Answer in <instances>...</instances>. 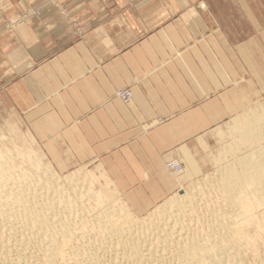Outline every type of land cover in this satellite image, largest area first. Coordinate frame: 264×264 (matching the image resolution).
Wrapping results in <instances>:
<instances>
[{
    "label": "crops",
    "instance_id": "0c3cea01",
    "mask_svg": "<svg viewBox=\"0 0 264 264\" xmlns=\"http://www.w3.org/2000/svg\"><path fill=\"white\" fill-rule=\"evenodd\" d=\"M57 1L70 22L50 0H0L5 20L27 13L0 18V117L57 172L97 164L143 216L181 188L169 160L211 162L264 98L261 0Z\"/></svg>",
    "mask_w": 264,
    "mask_h": 264
},
{
    "label": "bare ground",
    "instance_id": "6f19581e",
    "mask_svg": "<svg viewBox=\"0 0 264 264\" xmlns=\"http://www.w3.org/2000/svg\"><path fill=\"white\" fill-rule=\"evenodd\" d=\"M247 116L246 125L240 124L243 126L239 128L243 129L240 136L247 142L260 139L264 109ZM1 156L0 264H264V224L255 216L256 209L264 206V145L240 161V171L233 167L234 163L220 168L218 186L224 189L220 191L227 207L206 206L209 225L207 222L208 227L203 230L196 228L200 219L194 218L193 195L185 193L161 206L154 218L131 220L129 207L116 202L117 205H106L100 221L95 220L90 226L78 225L75 221L78 209L73 208L74 217L73 213L66 214L67 208L63 207L64 198L60 196L65 192L61 190L64 179L59 181L49 167L36 169L38 176L49 178L50 181L46 180L49 184L45 177L35 179L27 174L20 178ZM180 162L176 163L182 167L169 168L181 177L189 166ZM85 175L67 177V182L74 188L78 181L85 182ZM115 193L118 195V191ZM101 194L102 202L107 203L110 193ZM195 194L197 197L198 192ZM157 215L161 220H155Z\"/></svg>",
    "mask_w": 264,
    "mask_h": 264
},
{
    "label": "rangeland",
    "instance_id": "374dc122",
    "mask_svg": "<svg viewBox=\"0 0 264 264\" xmlns=\"http://www.w3.org/2000/svg\"><path fill=\"white\" fill-rule=\"evenodd\" d=\"M50 2L53 3V5L60 10L61 14L63 15L64 19L67 22L71 21V13H70V11L67 8H63L61 6V4L57 0H50ZM261 6H262V11H264V0H261ZM3 10L4 9L2 7H0V18L5 20V14H4ZM34 12L36 14H39L41 12V10H40V8L39 9H35ZM25 14L27 15V13L24 12L23 14H21V17L19 19H16L14 21L10 20V19L5 20L4 21L5 22V26L8 29H12L19 22H23L24 17L26 16ZM125 89H129L132 92V97H131L132 99H131V101L129 103L125 102L118 95V92L120 90H125ZM116 96L118 98H120L124 103L130 104L132 102V100H133L134 94H133V90L130 87H126V88H121V89L117 90ZM258 109H262V110L264 109V98H262L261 100L256 102V104L250 106L249 109H246L245 110L246 113L240 115L239 118H242V121H240V123L242 122L243 125H246V122H243V121H244V117H248V116H245V115H247L248 113L251 114L252 112H254V111L258 110ZM231 128H232V126L230 127V130L228 132L227 144H225V142H223L222 146H221V149H219L220 145L212 147V149H211L212 153H215L219 149V152H218L219 154L214 155L212 157V161L211 162L203 163V164H201V166L198 164V165L194 166L193 168L191 166H189L190 170L187 169L185 174L180 177L182 185H181L180 190L177 191L175 193V195H172L170 198L166 199L164 202H162L156 208H154L153 210H151L150 212H148L147 214H145L143 216H136L130 210L131 214L129 213L130 214L129 218L131 217L130 218L131 220H137L138 219L139 221L140 220L142 221V220H145V219H147V218H149L151 216L153 217L155 215L156 211H158L161 206L166 205V203H168L169 201L175 200V199H177V197H180L181 194L185 193V194L190 195V197H192V195H193V197H192L194 199L193 200L194 201L193 207H195V210H196V211L194 210L195 211L194 218L195 219H200V220H198L199 222H197L196 228L199 227L201 230L207 229V227L209 225V222H208L209 215H208L207 209L209 207L212 208L213 206L216 207V208L218 206L219 207H223V206L227 207L226 202L223 203L224 202V199H223L224 195L222 194V192L224 191V189L219 188L220 186H218L219 179L222 176V175H220V178H218V175L220 173V168H222V167L226 168L227 164L229 166H233L231 164L234 163L233 167L237 168L240 171V169H239L240 168L239 167L240 166V161L242 159L246 158L245 156H247V154L249 156V154L252 152V150L258 149V148H260L261 146L264 145V129H262V131H261V138L260 139H258V140L255 139V140H253L251 142H247L246 140L243 141V139H242V137L240 136L239 133H237L238 137H236V135L234 136L231 133L232 132ZM4 144H6V145H4ZM236 144H237V146L235 147ZM0 146L2 147V148H0V156L2 155L1 158L4 157L5 160H7L9 162L10 166L12 167L11 171H12V173L14 175H16L18 177L21 176L20 178H22V177H25V175L30 174V176L35 178V179H37V178L41 179L42 177L43 178L45 177L44 180L46 181L49 178L46 177V176H42V177L38 176L36 174V172L38 173V171L36 169L38 167H49V168H51L54 171V173H55L56 177L59 179V181H61L62 179L65 180L63 182V186H61V190H63V192L65 191L64 195L60 196V197L64 198V202L63 203L65 205L64 206L62 205V206L64 207V209L67 208V210L65 211L66 214L73 213V216H74L73 208L75 207L74 210L78 209L77 212L79 213V216H76V217H78V219L75 220L78 223V225L81 223L80 225H85V224L87 225L88 224V226H90L89 224L92 225L95 220L96 221H100V214H102L107 209V206H106L107 204H111V205L115 204V205H117L120 202H122V204L124 202L121 199L120 195L119 194L117 195V193H115L116 189H114L111 186V183L103 175V173L100 170L99 166L97 164H95V163L82 164L78 168H76L75 170H73V171H71L69 173L57 172L55 170V168L48 162L46 157H44V155L41 152L40 146L37 144V142L31 136L30 132L25 127V125L21 121L15 120L14 117H12V115L9 114L8 112H5V115L2 116V118L0 117ZM1 149H3V150H1ZM170 161H172L174 163L180 162V161H178L177 159H171L166 164L167 168L170 171H172L175 174H177V172H175V171H173V170H171L169 168V164L168 163ZM180 164H181V162H180ZM202 166L205 167V168H201ZM199 172H201V173H199ZM76 173L77 174L78 173H86L87 175H85L86 179H85L84 183L82 181H78L79 184L82 182L84 184L83 185L81 183L83 186L80 184L81 185V187H80L78 182L75 181V182H77V185L73 188V187H70V185H69L70 183L67 182V181H68L69 177H71V178L76 177L77 176ZM190 173H192V174H190ZM212 173H214V174H212ZM73 174H74V176H73ZM203 177H205L206 179L203 178ZM207 178H210V179L208 180ZM211 179H212V181H211ZM215 179H217V180H215ZM206 180L208 182H206ZM48 181H50V180H48ZM48 181H46L47 184L50 183V182L48 183ZM89 181H91V182H89ZM198 184L201 187L198 186ZM208 184H210L211 186H209ZM204 186L207 187V189ZM198 189H199V191H197ZM201 189H203L202 192H201ZM46 190H45V192H46ZM48 190H49V188H48ZM50 190H51V188H50ZM58 190L60 191V193L62 192L60 189H58ZM77 190H79V191H77ZM104 192L106 194L110 193V195H108L109 199L107 198L108 199L107 203H106V201L102 202L103 199H104V195H102L101 193H104ZM195 192H198L197 197H196ZM77 193H79V194H77ZM99 193H100V195H101V197L103 199L100 197ZM199 193H203L204 195L203 194L200 195ZM96 194L99 195V198L97 197ZM198 195H200V199H199ZM218 197H220V198H218ZM203 198H205V199H203ZM209 198H210V200H209ZM59 199H61V198H59ZM98 200H100L102 203L98 202ZM96 201H97V203H96ZM116 202H118V203H116ZM124 204H126V203H124ZM202 205L203 206L205 205V206L203 207ZM95 208H97V209H95ZM204 208L206 209V211H205ZM103 209H104V211H102ZM257 209L255 211V213L257 212L255 214V216H258L260 218V220L264 222V216H263L264 215V206H260ZM70 210H72V211H70ZM83 212H85V213H83ZM78 213H75V214L78 215ZM81 215L83 216V218H82ZM97 215H98V217H97ZM90 216H93V217L91 218ZM202 216H204V217H202ZM157 219L161 220L160 219V215L159 216L158 215L155 216V220H157ZM80 220H82V221L80 222ZM91 220H93V221H91ZM263 222H261V223L264 224ZM82 238H80L81 242L83 241ZM263 240H264V234H263ZM248 260L250 261V259H247L246 261H248Z\"/></svg>",
    "mask_w": 264,
    "mask_h": 264
},
{
    "label": "built area",
    "instance_id": "2783aa9c",
    "mask_svg": "<svg viewBox=\"0 0 264 264\" xmlns=\"http://www.w3.org/2000/svg\"><path fill=\"white\" fill-rule=\"evenodd\" d=\"M118 95L127 103H129L131 101V99H132L131 98L132 97V92L129 89L120 90L118 92ZM168 164H169V166L171 168H177V167L181 166L180 164L174 163V162H171V161Z\"/></svg>",
    "mask_w": 264,
    "mask_h": 264
}]
</instances>
